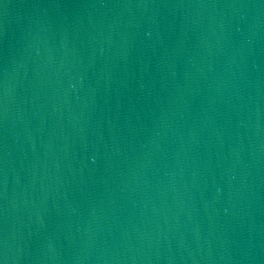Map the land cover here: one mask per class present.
<instances>
[{
	"label": "water",
	"instance_id": "obj_1",
	"mask_svg": "<svg viewBox=\"0 0 264 264\" xmlns=\"http://www.w3.org/2000/svg\"><path fill=\"white\" fill-rule=\"evenodd\" d=\"M0 264H264V0H0Z\"/></svg>",
	"mask_w": 264,
	"mask_h": 264
}]
</instances>
